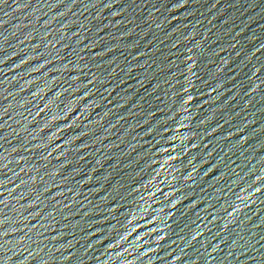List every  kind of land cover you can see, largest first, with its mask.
<instances>
[{
  "label": "water",
  "instance_id": "95a60500",
  "mask_svg": "<svg viewBox=\"0 0 264 264\" xmlns=\"http://www.w3.org/2000/svg\"><path fill=\"white\" fill-rule=\"evenodd\" d=\"M0 264H264V0L0 2Z\"/></svg>",
  "mask_w": 264,
  "mask_h": 264
},
{
  "label": "snow or ice",
  "instance_id": "6c2138e0",
  "mask_svg": "<svg viewBox=\"0 0 264 264\" xmlns=\"http://www.w3.org/2000/svg\"><path fill=\"white\" fill-rule=\"evenodd\" d=\"M0 2H3V0H0Z\"/></svg>",
  "mask_w": 264,
  "mask_h": 264
}]
</instances>
